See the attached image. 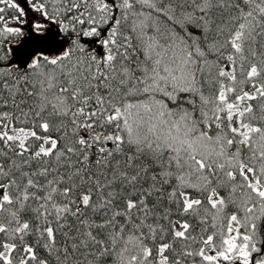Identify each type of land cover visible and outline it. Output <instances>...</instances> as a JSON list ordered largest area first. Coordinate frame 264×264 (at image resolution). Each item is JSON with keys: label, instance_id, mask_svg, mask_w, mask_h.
<instances>
[{"label": "snow or ice", "instance_id": "1", "mask_svg": "<svg viewBox=\"0 0 264 264\" xmlns=\"http://www.w3.org/2000/svg\"><path fill=\"white\" fill-rule=\"evenodd\" d=\"M0 264H264V0H0Z\"/></svg>", "mask_w": 264, "mask_h": 264}]
</instances>
